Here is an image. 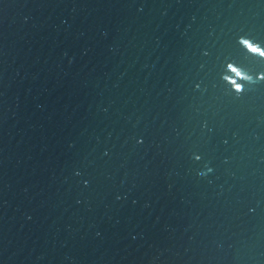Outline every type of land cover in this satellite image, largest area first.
I'll list each match as a JSON object with an SVG mask.
<instances>
[{
  "label": "water",
  "instance_id": "1",
  "mask_svg": "<svg viewBox=\"0 0 264 264\" xmlns=\"http://www.w3.org/2000/svg\"><path fill=\"white\" fill-rule=\"evenodd\" d=\"M0 264H264V0H0Z\"/></svg>",
  "mask_w": 264,
  "mask_h": 264
}]
</instances>
